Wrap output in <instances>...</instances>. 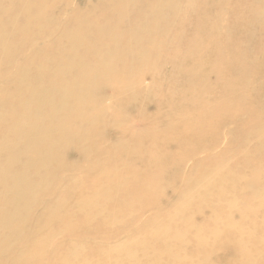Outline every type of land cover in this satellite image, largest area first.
I'll use <instances>...</instances> for the list:
<instances>
[{"label": "bare ground", "instance_id": "6f19581e", "mask_svg": "<svg viewBox=\"0 0 264 264\" xmlns=\"http://www.w3.org/2000/svg\"><path fill=\"white\" fill-rule=\"evenodd\" d=\"M7 1V6L0 5V264H7L14 253V264H89L91 258L75 253L86 246L59 239L67 234L55 225L68 224L74 235L93 233L106 238L113 234L108 222L132 221L124 215V205L111 207L116 193L129 186L136 193L140 183L131 181L141 180L154 165L156 173L142 181L181 173L185 182L198 177L202 182L196 186L204 189L199 193L204 196L198 208L221 205L224 213L218 217H225L228 227L238 225L230 218L231 211L244 217L264 209L263 196L235 199L258 189L263 174L243 173L222 164L224 161L218 166L206 165L217 157L213 150L229 122L234 125L235 144L241 140L246 145L254 135L264 138V129L258 130L264 119L250 123L245 119L253 113L247 107L248 98L258 100L264 109V41L259 39L264 34V0H81L90 5L84 10L73 4L75 0H51L64 2L65 13L58 18L51 15L53 6H46L48 0ZM179 16L182 20L177 26L169 23ZM175 28L178 36L166 59L159 55L158 40L150 38L154 48H145L143 31L167 35ZM202 28L203 33L194 31ZM234 30L246 34L238 43V65L231 63L229 53L223 58V47L218 54L214 50ZM215 31L226 34L215 38ZM257 39L258 46H253ZM230 67L232 72H228ZM180 82L184 84L178 91L175 86ZM217 85L226 87L218 92ZM208 93L211 96L205 98ZM145 104H152L155 112L147 114ZM133 116L150 129H133L129 125ZM110 129L115 130L114 139L108 134ZM170 144L181 150L174 151ZM201 148L206 155L198 158ZM247 150L237 158L247 156ZM189 159L195 162L191 165ZM100 180L101 186L97 184ZM88 193L94 195L83 197ZM95 194L104 197L103 204ZM76 196L88 204L72 208L70 200ZM88 209L87 221L71 222L78 219V211ZM98 217L108 222L95 225L93 220ZM157 217L143 221L152 223L144 237L161 238L153 234L162 231L156 225ZM182 224L183 220L170 223L175 232ZM223 233L211 234V245L201 234L186 239L192 251L202 244L208 246L205 252L198 250L196 257L191 256V264H215L208 261L220 247L230 245L236 253L243 252L244 264H264V237L249 249L242 240L218 244ZM38 236L42 238L37 241ZM87 245L107 247L102 241L99 246ZM144 245V252L154 253L153 258L143 254V261L127 252L108 254L109 261L103 262L120 264L124 259L126 264H162V256L176 258L172 253L175 245ZM261 255L263 261L258 260ZM180 260L183 263L184 257Z\"/></svg>", "mask_w": 264, "mask_h": 264}, {"label": "rangeland", "instance_id": "374dc122", "mask_svg": "<svg viewBox=\"0 0 264 264\" xmlns=\"http://www.w3.org/2000/svg\"><path fill=\"white\" fill-rule=\"evenodd\" d=\"M19 1L20 0H18L17 2ZM74 2L75 3L73 4L75 5L77 4L79 10L82 8L84 10L90 7L89 4H82L81 0H75ZM8 4L9 3L7 0H0L1 6H7ZM54 4L55 3L52 2L51 0L46 1V6H53L51 10V15L54 16L55 18H58L65 13V5L63 1L58 2L55 5ZM81 4L83 5V7L80 6ZM146 7L149 8L150 4H147ZM165 12L168 14L171 13L167 9ZM64 17L65 15L63 16V18ZM181 20H182V16H179L176 18H171L169 23L177 26ZM223 21L226 22L225 17ZM239 22L240 21H237V24H239ZM208 25H210V21H209V24H206V26ZM194 31L203 33L205 29L202 28V29L194 30ZM225 34L226 32L224 33L223 31H215V33H213L215 38L224 36ZM227 35L230 36L229 40H226L225 43H221L222 46L220 45L219 46L220 48L218 49L214 47L215 48L214 50H217V54H218V50L223 51L225 49L223 52H221L224 54L223 58L230 54L229 57H230V60L232 61L231 63L232 64L235 63V65H238L240 61L238 59L237 52L240 48L239 44L242 42V40L240 39L242 37L243 40H245L246 34L244 32H242L241 34V31L234 30L232 34L229 33ZM234 35L237 37L234 38L235 37ZM141 36L145 41V48L150 49V50L154 48V46L151 45V43L149 42V39L153 38V39L158 40L161 43L160 48L158 49L159 55L162 57V59H166L167 56L171 54L172 48L174 46L173 39L178 36V31H177V28H175L173 31L171 29V31L167 35H160L158 33L153 35V34L148 33L147 31H143L141 33ZM259 39H263L264 41V34L263 36L261 35ZM259 39H257L256 41H253L252 45L258 46ZM232 40H234L233 43H231ZM235 40L236 41L238 40L239 42H236ZM227 42H229L228 46L226 44ZM37 43L41 44L42 42L38 39ZM214 50L212 52H214ZM168 64L169 63L165 64V66L163 65L166 71H167L166 66ZM121 66H123L122 63H121ZM208 66L210 65L207 64V67ZM233 70L234 69L230 67L228 72H232ZM258 72L259 71H255L254 73L257 74ZM140 77L144 78V75H141ZM129 80L130 78L126 79L124 83H127ZM181 83L182 82H180L178 86H175L178 91L179 89L183 88L184 83L180 85ZM211 83L214 84V82L210 81V84ZM217 87H219L218 89H220L218 90L219 92L226 86L217 85ZM261 92L264 94V86L262 87ZM210 96H211V93H208L205 95V98H209ZM125 100L129 101L130 97L127 96ZM247 107L253 109V113L250 115L249 118H245L247 120L246 123H250L253 120L262 121L264 119L263 118L264 109L260 108L258 100L255 101L253 97H251V99L248 98ZM144 109L146 110L147 114H153L155 112V108L152 104H145ZM129 111L132 112V108H129ZM108 118L112 120L114 118V115L110 114ZM129 125L133 129L140 128V127H144L145 131L150 129V126H147V124H143L140 118H137L134 116L129 118ZM233 129H234V125L231 122H229L221 130L220 141L218 145H216L217 147L213 150L215 156L217 157L213 161L207 162L206 165H217L218 166L222 163V161H224V163L222 164L228 165L230 168H233V169H236L237 167L239 168V170L241 169V172L243 173L253 174L256 172L258 174L264 175V138L257 139V136L254 135L253 137L249 139L246 145L241 140H238L239 143L237 142V144H235L233 143V139H232V137L234 138L235 136V134H232ZM259 129H264V125L260 126L258 130ZM108 134H111V137L114 139L115 130L110 129L108 131ZM170 148L173 149L174 151L181 150L176 144H170ZM203 149L204 148H201L197 151L198 158H202L203 156L206 155V152L202 151ZM245 149H248L246 151L248 155L247 156L240 155V158H237L238 155L241 154V152ZM256 155L262 158L261 162H258V158L256 157ZM75 156L79 157L78 154H76ZM253 158L254 160H252V162L250 163L246 162V160H249V159L251 160ZM194 162L195 160L193 159L192 160L189 159L187 161V163H191V165ZM158 165H163V162L158 163ZM156 166L157 165H154L153 167H151V169H148L145 174L141 175V180L136 181L134 178V181H131V184H134V185L140 183V185H138V189L136 190V193L133 187L129 186L128 188L122 190L120 194L116 193L113 199V202L111 203V207H115L117 205H121V206L124 205L123 206L124 215L131 216L132 217L131 222H129L126 219L124 222H119V221H117L116 223L108 222V219L106 218H105V221H103L102 217H98V219H94L93 221H95L94 222L95 225L104 224V222H108L109 224L112 225L111 227H109V231H111L113 234H108L106 238H100L94 235L93 233L89 234V236H81L80 233H77L76 235H74L75 233L71 232L72 227L69 226L68 224H65V225L61 224L62 226L55 225L56 230H60L63 228V231L67 234V235L61 236L59 239L65 240V242L69 244L85 245L86 248L84 251L80 249L76 251L75 253H77L78 257L87 256L88 258H91L92 261L89 264H104L103 261H109L108 254H111L112 256H117V255H123L127 252L141 256L142 260L144 261L143 254H146L144 252L146 251L145 249L146 246L144 244L154 243L156 245V242L160 244L161 246H166L167 244L175 245L173 247L172 253L176 255V258L173 260H168L162 256V259H163L162 264H191V260H190L191 256L196 257L198 255V250H201V251L203 250L205 252V249H207L208 246L202 244V248L199 247L197 251L196 250L192 251V248L189 249V247L187 246L186 239H195L201 234V235H205L208 237V240L210 242L208 244L211 245L214 242V238L211 236V234L219 231V232H224V233L221 234L219 239L217 240L218 244L222 245L226 241H231L232 239L242 240V243L246 244L249 249H252L253 246L264 237V209H260L256 215L250 216V215L245 214L244 217H242L239 213L233 210L230 212L232 214L230 218L234 222H238V225L237 226L232 225L231 227H228L227 226L228 220H226L225 217H223V219L220 220L218 217L219 215H223L224 213L221 205L213 209L198 208L197 204L202 202L203 196H204V195L199 194L204 189L198 188L199 184L202 182L198 180V177H196L192 181L185 182V180H182L183 174L181 173L178 175L174 174L172 176L164 175L161 178L155 179L153 182L142 181L143 179H145V176L152 174V173H156L153 171L156 168ZM202 167L203 166H201V168ZM199 170L200 168L198 169V171ZM114 173H118V172L114 171ZM261 181H262V185H260L258 189H256L255 191L245 190L246 192L238 194L235 197V199H237V201L240 202L241 200L245 199V197L250 198L251 200L254 197L257 198L258 196L264 197V176ZM102 183H103V180H100L98 181L97 184L101 186ZM197 183L199 184L196 186ZM118 187H121V186L119 185ZM148 190H151L153 192L148 191ZM91 195H94V194L88 193L84 195L83 197H89ZM95 195H97L98 198L100 196L98 194H95ZM103 198L104 197H102L101 195L99 199L100 204H103L102 203V201L104 200ZM86 204H88L87 201L83 203L81 200H79L77 196L74 199L70 200V206L77 210H78V207L82 208L83 205H86ZM199 210H203L204 213H201ZM90 211L91 210L89 209L84 212L78 211L77 212L78 219L77 220L71 219V222L75 225L82 224L83 222L89 219ZM196 214L197 215L199 214L200 216L199 215L197 216ZM124 215L122 216L125 218ZM156 215H158L156 225L160 224L159 226L162 227L161 228L162 231L155 232L153 234H159L161 238L157 239L153 237H144V235L147 234L146 232H144V230L146 229L148 232H150L152 223L150 225H149L150 222L144 224L143 221L152 220ZM194 215H196L197 217H195ZM182 220H183V224L181 228L179 229V231L175 232V230L173 229V226L170 225V223H176ZM200 220L202 221L200 222ZM41 238L42 236H38L36 240L37 241L41 240ZM83 241L87 242V244L98 245V246L100 242L102 241V243H106L107 247H100V248L92 249L87 244L77 243V242H83ZM88 248H90L92 252ZM186 249H189V250H186ZM147 252L149 254V255L146 254L148 256L147 258H153L154 253L149 252V251ZM162 253L163 251L161 249L160 254ZM93 254H96L93 256L94 259L92 258ZM14 255L15 253L11 257H9L10 259L8 261L9 264H14V259L17 258V256L14 257ZM214 255H213V259L211 261L209 260L208 263H212V262L215 264L216 262L218 264L220 263L221 264H244L245 263V255H243V252L241 251L240 253H236L232 245H230L229 248L220 247L214 253ZM180 257H184L183 263L181 262ZM262 257L263 256L261 255L258 258V260L263 261ZM166 258H169V257L166 256ZM95 259L101 262L99 263ZM120 264H126L124 262V259L121 261Z\"/></svg>", "mask_w": 264, "mask_h": 264}]
</instances>
